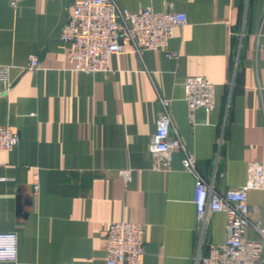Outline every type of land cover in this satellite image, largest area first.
<instances>
[{"label":"crops","instance_id":"0c3cea01","mask_svg":"<svg viewBox=\"0 0 264 264\" xmlns=\"http://www.w3.org/2000/svg\"><path fill=\"white\" fill-rule=\"evenodd\" d=\"M79 1L0 0L10 81L7 90L0 83V125L19 135L0 151V232L17 235V259L0 264H105L104 223L121 220L144 227L140 264H194L223 241L225 217L198 222L183 152L219 192L242 185L250 162L264 166V0H114L130 11L184 12L187 23L173 28L175 56L111 54L106 72L73 70L58 38ZM192 75L215 85L214 108L195 110L193 125L183 89ZM162 102L183 146L169 162L148 149ZM247 198L249 220L264 224V186ZM246 236L260 235L249 226Z\"/></svg>","mask_w":264,"mask_h":264},{"label":"built area","instance_id":"2783aa9c","mask_svg":"<svg viewBox=\"0 0 264 264\" xmlns=\"http://www.w3.org/2000/svg\"><path fill=\"white\" fill-rule=\"evenodd\" d=\"M16 6L20 0H7ZM184 12L157 11L150 6L130 11L120 8L114 0H81L72 4L61 25L58 38L66 44V59L71 68L80 72H106L111 54L140 53L142 50L163 49L166 56H175L167 50L174 27L186 25ZM37 56H30L27 67L36 69ZM0 83L7 90L10 85L9 66L0 65ZM184 101L189 122L196 123L195 110L205 114L214 108L215 85L200 75L187 76L183 81ZM162 102L155 131L148 149L157 161L169 162L176 149H183L178 137L170 135V118ZM19 135L6 125H0V151L10 152L18 143ZM158 162L155 167H158ZM181 165L194 175V204L196 218L203 224L216 212L225 217V236L221 243H210L206 255H196L194 264H264V224L252 223L248 218L247 192L264 186V166L261 162L248 164L246 181L224 192L217 191L211 182L204 180L195 169L191 152H183ZM124 180L129 170L121 171ZM38 186L34 182V191ZM253 226L258 239H249L246 232ZM105 227V264H140L144 252L142 224L131 221H108ZM202 230V228L200 229ZM17 259V235L0 232V262Z\"/></svg>","mask_w":264,"mask_h":264}]
</instances>
